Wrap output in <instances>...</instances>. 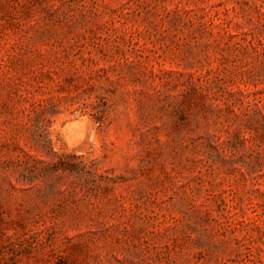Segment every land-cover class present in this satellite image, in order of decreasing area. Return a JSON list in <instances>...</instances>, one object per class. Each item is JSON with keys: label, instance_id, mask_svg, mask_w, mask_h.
Here are the masks:
<instances>
[{"label": "rangeland", "instance_id": "1", "mask_svg": "<svg viewBox=\"0 0 264 264\" xmlns=\"http://www.w3.org/2000/svg\"><path fill=\"white\" fill-rule=\"evenodd\" d=\"M0 264H264V0H0Z\"/></svg>", "mask_w": 264, "mask_h": 264}]
</instances>
